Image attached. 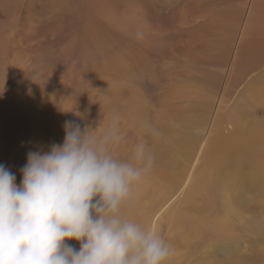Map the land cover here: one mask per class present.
<instances>
[{"label":"rangeland","instance_id":"374dc122","mask_svg":"<svg viewBox=\"0 0 264 264\" xmlns=\"http://www.w3.org/2000/svg\"><path fill=\"white\" fill-rule=\"evenodd\" d=\"M112 116L122 159L155 156L122 207L172 245L164 264H264V180L245 156L204 172L218 136L264 129V0H0V164L17 185L66 121Z\"/></svg>","mask_w":264,"mask_h":264},{"label":"clouds","instance_id":"9594fccd","mask_svg":"<svg viewBox=\"0 0 264 264\" xmlns=\"http://www.w3.org/2000/svg\"><path fill=\"white\" fill-rule=\"evenodd\" d=\"M119 125L118 116L99 131L66 121L61 144L28 152L19 185L0 164V264H164L172 255L155 228L120 213L155 156L140 143L122 159Z\"/></svg>","mask_w":264,"mask_h":264},{"label":"bare ground","instance_id":"6f19581e","mask_svg":"<svg viewBox=\"0 0 264 264\" xmlns=\"http://www.w3.org/2000/svg\"><path fill=\"white\" fill-rule=\"evenodd\" d=\"M259 142L264 143V129L262 128L248 129L244 134L233 138L218 136L210 152V158L205 163L204 172L238 167L242 164V157L245 156L244 163L248 164L254 173L264 180V152L258 153L254 149ZM122 208L120 213L123 217L145 227L142 216L133 206L130 210Z\"/></svg>","mask_w":264,"mask_h":264}]
</instances>
